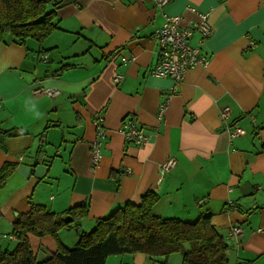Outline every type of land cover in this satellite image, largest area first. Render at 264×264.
Wrapping results in <instances>:
<instances>
[{
  "label": "crops",
  "instance_id": "crops-1",
  "mask_svg": "<svg viewBox=\"0 0 264 264\" xmlns=\"http://www.w3.org/2000/svg\"><path fill=\"white\" fill-rule=\"evenodd\" d=\"M189 6L209 14L211 35L202 48L210 59L187 70L172 91V79L152 73V34L165 15H180L182 26L194 22ZM57 16L60 28L40 52L32 41L30 52L0 44V129L24 132L0 147V168L16 165L0 189V246L15 240L12 222L33 204L57 215L87 205L77 226L55 236L64 245L68 231L81 232V224L153 191L156 216L191 222L210 214L228 242L229 264H264V0H168L162 7L155 0H72ZM48 48L49 59L36 64ZM63 64L70 66L59 77L46 78V69ZM95 114L102 118L99 138ZM124 122L148 132V141H128L119 132ZM236 126L243 133L231 138ZM169 160L173 165L163 169ZM232 226L242 233L229 239ZM28 240L37 260L58 249L49 234ZM111 256L106 264L134 263L127 254Z\"/></svg>",
  "mask_w": 264,
  "mask_h": 264
},
{
  "label": "trees",
  "instance_id": "trees-1",
  "mask_svg": "<svg viewBox=\"0 0 264 264\" xmlns=\"http://www.w3.org/2000/svg\"><path fill=\"white\" fill-rule=\"evenodd\" d=\"M60 4L61 0L60 3L58 0H0V44L15 43L26 46L28 41H32L37 52H40L47 38L60 28L57 16ZM207 22L210 25L208 19ZM194 34L198 35V40L201 38L200 33ZM210 35L211 30L205 40ZM197 42L192 46H198ZM202 45L199 47V54L209 60L210 57L204 54ZM30 49L26 46L28 52L32 51ZM49 50L50 48L46 49L41 57V54L37 55L36 64L42 63L41 59H49ZM69 66L63 64L58 69H46V78L59 77ZM56 94L57 91L49 96L53 98ZM96 115L99 114H95L94 119ZM23 133L16 127L0 129V147L3 148L6 138H16ZM15 167L14 163L1 166L0 189L6 178L15 171ZM157 198L156 193L150 191L140 198L139 203H127L109 212L95 221L93 229L80 233L72 248H63L60 245L58 250L43 260H37L32 254L28 236H56L65 227L77 226L87 216L88 208L82 203L69 208L62 215H57L43 205L33 204L27 212L19 214L12 222L11 234L15 240L0 246V264H106L109 256L127 253H141L151 259L152 264H168L165 260H155L173 253L181 255V264H229L226 255L228 242L211 224L210 214L202 213L191 222L156 216L151 211ZM10 235L4 237L9 240Z\"/></svg>",
  "mask_w": 264,
  "mask_h": 264
},
{
  "label": "built area",
  "instance_id": "built-area-1",
  "mask_svg": "<svg viewBox=\"0 0 264 264\" xmlns=\"http://www.w3.org/2000/svg\"><path fill=\"white\" fill-rule=\"evenodd\" d=\"M156 4L160 7L167 4L168 0H155ZM189 11L193 14H197V19L190 23L189 25L182 26L178 25L181 21V16H164V22L160 27L153 31L152 38L158 45V53L156 64L152 70V73L157 77H168L174 81V87L172 91L176 90L180 85L185 73L189 69H193L200 65H206L209 60H205V56L199 54L200 45L204 44L205 38L209 35L211 26L208 24L207 19L208 13L196 12L194 8L188 7ZM194 32H198L201 38L198 40V46H192L189 43L190 38ZM201 55V56H200ZM123 62H127V59L122 58ZM122 76H116V82L120 81ZM44 93L48 95H54L55 90L45 89ZM170 97V96H169ZM166 103H163L158 113V118L160 119L164 110ZM229 115L228 109L223 108L221 110V116L226 118ZM94 124L98 128L97 138L102 134V129L98 127V122L102 120L101 116L96 115ZM119 132L128 141H131L137 145L145 144L149 135L148 132H143L141 129L137 128L133 123L124 122ZM243 133L240 127H233L229 131V136L232 138L239 137ZM100 142L97 140L91 144L92 152V163L97 165L100 160ZM173 165V160L162 165L163 169H167ZM65 230H70L71 228L65 227ZM242 233V228L240 226H232L230 232L228 233V238H237Z\"/></svg>",
  "mask_w": 264,
  "mask_h": 264
},
{
  "label": "rangeland",
  "instance_id": "rangeland-1",
  "mask_svg": "<svg viewBox=\"0 0 264 264\" xmlns=\"http://www.w3.org/2000/svg\"><path fill=\"white\" fill-rule=\"evenodd\" d=\"M178 25H180V24L178 23ZM93 227H94V224H89V225L81 224L80 225V230H83L85 232V231H89V230L93 229ZM216 229L218 230V228H216ZM83 231L78 232L76 229L72 230V231H68V232H70V236L71 237H70V240H66L65 241L66 243H64V245L63 244H59V243H62V242L58 241L57 239H55L54 235H52V236L54 238L55 245L57 246V244H58V249H59L60 245H62L63 248H72L75 245V243L77 242L76 240H78L80 233H82ZM62 232L63 231H61V230L58 231V233H62ZM219 233H220V231H219ZM46 249H47L48 253H50V252H54L56 247L53 248V249H50V248H46ZM139 254L141 255V253H139ZM123 255H125V254H123ZM140 255L134 257V255H132L130 253H127V256H128L127 261L133 259V261H134L133 264H144V262H145V264H152L151 263L152 262L151 259L143 257V254H142V256H140ZM121 256L122 255H113L110 258H111V260H113L114 258H121ZM142 258L144 259V261H143ZM163 260L167 261L168 264H181V262H180L181 261V255L179 253H173V254L169 255L168 257H166V258H162V259L161 258H157L155 261H161L162 262ZM113 264H119V262L118 261H114ZM125 264H130V262H127Z\"/></svg>",
  "mask_w": 264,
  "mask_h": 264
},
{
  "label": "water",
  "instance_id": "water-1",
  "mask_svg": "<svg viewBox=\"0 0 264 264\" xmlns=\"http://www.w3.org/2000/svg\"><path fill=\"white\" fill-rule=\"evenodd\" d=\"M61 4L58 6V8H62L66 2H71L72 0H61Z\"/></svg>",
  "mask_w": 264,
  "mask_h": 264
}]
</instances>
